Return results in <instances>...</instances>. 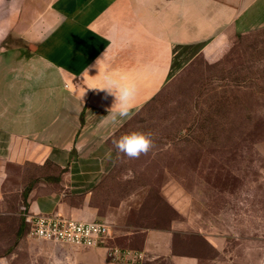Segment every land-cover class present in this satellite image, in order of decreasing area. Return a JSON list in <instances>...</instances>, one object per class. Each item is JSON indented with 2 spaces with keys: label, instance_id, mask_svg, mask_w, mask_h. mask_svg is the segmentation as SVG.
I'll return each mask as SVG.
<instances>
[{
  "label": "crops",
  "instance_id": "obj_1",
  "mask_svg": "<svg viewBox=\"0 0 264 264\" xmlns=\"http://www.w3.org/2000/svg\"><path fill=\"white\" fill-rule=\"evenodd\" d=\"M258 2L3 0L0 199L25 182V210L32 214L107 222L111 235L105 245L89 247L90 264H158L161 258L200 264L174 252L176 221L152 225L107 192L117 155L112 137L127 117L113 120L114 98L98 88L105 75L134 83L132 114L166 86L176 60L188 52L218 59ZM127 238L141 243L134 250L147 262L108 260L106 245Z\"/></svg>",
  "mask_w": 264,
  "mask_h": 264
},
{
  "label": "rangeland",
  "instance_id": "obj_2",
  "mask_svg": "<svg viewBox=\"0 0 264 264\" xmlns=\"http://www.w3.org/2000/svg\"><path fill=\"white\" fill-rule=\"evenodd\" d=\"M245 24L218 59L176 60L166 86L112 137L143 131L155 141L138 159L116 155L113 202L155 226L176 221L174 252L200 264H264V0ZM25 184L0 199V264H90L94 248L29 234Z\"/></svg>",
  "mask_w": 264,
  "mask_h": 264
},
{
  "label": "built area",
  "instance_id": "obj_3",
  "mask_svg": "<svg viewBox=\"0 0 264 264\" xmlns=\"http://www.w3.org/2000/svg\"><path fill=\"white\" fill-rule=\"evenodd\" d=\"M29 234L37 239L70 243L87 247L105 245L111 235L104 220H77L61 214L25 213ZM108 260L112 262H142L144 252L118 245H106Z\"/></svg>",
  "mask_w": 264,
  "mask_h": 264
},
{
  "label": "clouds",
  "instance_id": "obj_4",
  "mask_svg": "<svg viewBox=\"0 0 264 264\" xmlns=\"http://www.w3.org/2000/svg\"><path fill=\"white\" fill-rule=\"evenodd\" d=\"M3 0H0L2 3ZM99 60V59H98ZM97 60V61H98ZM88 70V69H87ZM98 90L105 92V98L113 97V105L108 110L115 109L112 113L113 120L117 117H128L133 109L137 89L134 83H121L111 75H105L104 82ZM112 144L118 156L128 159H138L141 155H147L154 147L155 141L151 132L132 131L112 140ZM106 158L111 159V151L106 153Z\"/></svg>",
  "mask_w": 264,
  "mask_h": 264
},
{
  "label": "trees",
  "instance_id": "obj_5",
  "mask_svg": "<svg viewBox=\"0 0 264 264\" xmlns=\"http://www.w3.org/2000/svg\"><path fill=\"white\" fill-rule=\"evenodd\" d=\"M25 191H27V190H25Z\"/></svg>",
  "mask_w": 264,
  "mask_h": 264
}]
</instances>
